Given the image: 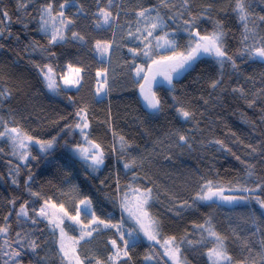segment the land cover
<instances>
[{
  "label": "snow or ice",
  "instance_id": "obj_1",
  "mask_svg": "<svg viewBox=\"0 0 264 264\" xmlns=\"http://www.w3.org/2000/svg\"><path fill=\"white\" fill-rule=\"evenodd\" d=\"M261 5L0 0V264H264Z\"/></svg>",
  "mask_w": 264,
  "mask_h": 264
},
{
  "label": "trees",
  "instance_id": "obj_2",
  "mask_svg": "<svg viewBox=\"0 0 264 264\" xmlns=\"http://www.w3.org/2000/svg\"><path fill=\"white\" fill-rule=\"evenodd\" d=\"M89 2H91V0H89ZM256 3L259 4V0H256ZM262 7H264V5H261ZM12 29L14 32H17L20 30L19 25H13ZM101 36L104 35H110V34H105V33H100ZM38 38V37H37ZM8 44H11L12 47H16L15 43L13 41H8L6 42ZM12 53H0V60H4L7 57L11 56ZM23 63V62H21ZM247 71L252 72L255 71L257 73H259V71H261L260 66L259 65H253L251 67H249L247 69ZM184 81H181V84H184ZM179 88V85H178ZM162 95L164 94V91L161 89H157ZM132 101V93L131 92H120L118 94V98L114 100V106H113V111L116 112L117 110H119L121 112V115H123V111H124V106L131 104ZM44 105L47 107L48 106V101L45 100L44 101ZM133 107H135V105H132ZM99 107H103V106H98ZM102 116V114H101ZM228 123L231 126H236L239 123V117L232 115L231 111H229L227 117H226ZM120 127L125 131V132H129L131 133V129H129L127 127V125L124 124L123 120L118 122ZM161 124H164L165 126H167L166 121H164L163 119L160 122ZM94 135H98L100 137L104 136V130L102 128H98L97 131L94 133ZM111 137H108V140L110 141ZM196 155L197 154H193V156L189 157L187 155L181 157L180 159L183 161L182 164H180L181 168H187V169H191L194 168L195 165L198 163L197 159H196ZM229 160H231V158H228ZM233 164H235V161H231ZM223 163V159L218 160L217 161V165L219 166L220 164ZM0 174H4L6 175V171L3 167V163L2 161H0ZM106 174V171H105ZM37 179H40V177H37ZM14 189H12L11 187H9L8 185H6L3 181H0V198L8 195L9 193L13 192ZM58 195V193H56ZM206 211V210H205ZM217 224L221 229H226L227 228V223L223 218V215H219L217 216ZM140 252L143 251V249H139Z\"/></svg>",
  "mask_w": 264,
  "mask_h": 264
}]
</instances>
